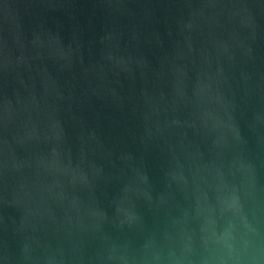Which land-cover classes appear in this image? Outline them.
<instances>
[{
    "label": "water",
    "instance_id": "1",
    "mask_svg": "<svg viewBox=\"0 0 264 264\" xmlns=\"http://www.w3.org/2000/svg\"><path fill=\"white\" fill-rule=\"evenodd\" d=\"M0 264H264V0H0Z\"/></svg>",
    "mask_w": 264,
    "mask_h": 264
}]
</instances>
